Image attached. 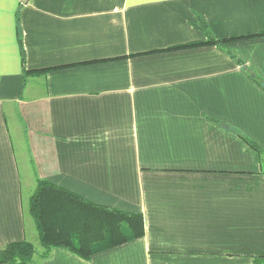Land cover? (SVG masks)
<instances>
[{
  "label": "crops",
  "instance_id": "1",
  "mask_svg": "<svg viewBox=\"0 0 264 264\" xmlns=\"http://www.w3.org/2000/svg\"><path fill=\"white\" fill-rule=\"evenodd\" d=\"M200 18L240 38L182 48ZM263 32L264 0H0V248L34 228L19 149L36 180L145 222L33 264H264V163L243 138L264 155Z\"/></svg>",
  "mask_w": 264,
  "mask_h": 264
},
{
  "label": "trees",
  "instance_id": "2",
  "mask_svg": "<svg viewBox=\"0 0 264 264\" xmlns=\"http://www.w3.org/2000/svg\"><path fill=\"white\" fill-rule=\"evenodd\" d=\"M197 26L204 32L206 40L182 45V48L210 44L226 47L232 40L240 38L214 36L203 18H200ZM40 71L44 70H29L27 73ZM243 138L255 150L258 160L264 163L260 147L246 137ZM28 212L43 252L39 253L29 239L11 242L0 248V264H33L56 247L89 260L100 251L141 238L145 233L141 213L91 202L65 187L42 179L37 181L36 190L30 197ZM259 260L264 263V258L259 257Z\"/></svg>",
  "mask_w": 264,
  "mask_h": 264
},
{
  "label": "rangeland",
  "instance_id": "3",
  "mask_svg": "<svg viewBox=\"0 0 264 264\" xmlns=\"http://www.w3.org/2000/svg\"><path fill=\"white\" fill-rule=\"evenodd\" d=\"M17 152H18V160H19L20 170H21V177L23 181V199H24V204H25V212L27 214V226L30 230H32L34 222L33 220H31V217L29 216V212H28L29 201H30V197L34 194L36 190L37 181L39 179L36 180V177H34L35 174L33 173L34 171H33V167L31 166V163L27 161V163L29 164L28 165L29 171H28V168L25 163V159L22 157L20 150L17 149ZM29 172H30V179L28 180ZM29 238L34 244V246L36 247L37 251L39 253L43 252V246L40 244L39 236L35 228V225H34L33 231L31 232V235Z\"/></svg>",
  "mask_w": 264,
  "mask_h": 264
}]
</instances>
